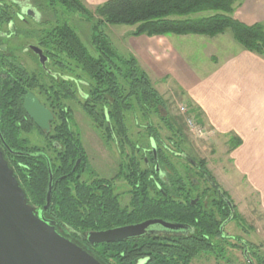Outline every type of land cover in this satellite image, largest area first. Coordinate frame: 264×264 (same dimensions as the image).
Masks as SVG:
<instances>
[{
	"label": "trees",
	"instance_id": "trees-1",
	"mask_svg": "<svg viewBox=\"0 0 264 264\" xmlns=\"http://www.w3.org/2000/svg\"><path fill=\"white\" fill-rule=\"evenodd\" d=\"M31 1L40 18L35 20L23 14V20L33 18L42 27L10 28V23L18 18L14 11L16 4L13 0H0V146L29 200L43 208L51 169L52 204L43 211L44 215L55 220L63 233L87 246L104 264H138L137 260L146 251L152 252L146 264H191L203 255L236 264L238 258L231 255L230 249L243 248L244 252L245 243L254 263L264 264V245L248 241L241 245L233 243L229 241L233 237L221 229L230 216V221L244 219L231 198L233 209L223 198L212 199L208 206L202 201L194 205L189 200L192 192L186 190L183 197L176 193L181 181H174L176 189H167V194L160 190L152 192L157 190L154 179L160 177L154 166L157 161L166 167L168 178H189L190 175L181 173L174 160L186 154L183 132L174 125L166 98L154 86L138 58L120 54L107 34L99 30L100 24L109 23L135 25L132 34L136 36L214 37L229 32L246 50L264 55V23L247 24L235 18L238 0H107L93 10L82 0ZM58 6L80 12L93 21L92 42L99 51L98 56L90 53L68 21L46 18L47 11L56 13ZM20 33L28 40L35 39L42 47L49 57L47 68L40 65L38 70L30 71L26 67L21 51L35 54L22 43L12 41ZM29 91L37 94L54 113L50 131L37 127L25 110L24 95ZM81 92L85 99L82 106L107 144L116 143L126 159L132 155L130 164L123 170L124 177L133 184L132 209L121 206L110 180L95 175L83 178L87 157L81 140L74 134L71 103L78 100ZM191 108L190 112H195L202 121L197 108ZM128 113H140L146 120V135L159 143L157 160L152 152L138 157L141 148H137L139 142L133 141L129 133ZM153 115L172 132L168 138L180 137L173 140L174 151L162 147V129L154 123ZM34 129L43 135V146L32 144L27 136ZM239 143L237 137H232L231 149ZM140 144L144 145L143 141ZM79 151L83 153V162L73 171ZM145 157L149 158V167L141 165L146 162ZM199 161L206 165L205 159ZM154 217L189 223L193 231L165 238L132 237L95 244L86 239L89 231ZM245 264H249L247 259Z\"/></svg>",
	"mask_w": 264,
	"mask_h": 264
},
{
	"label": "crops",
	"instance_id": "crops-1",
	"mask_svg": "<svg viewBox=\"0 0 264 264\" xmlns=\"http://www.w3.org/2000/svg\"><path fill=\"white\" fill-rule=\"evenodd\" d=\"M82 1L93 10L107 0ZM233 16L247 24L264 23V0H238ZM132 32L120 35H130L129 51L152 81L178 87L214 133L240 140L230 149L232 165L257 195L264 216V55L246 50L229 32L214 37ZM194 54L201 56L197 65L190 60Z\"/></svg>",
	"mask_w": 264,
	"mask_h": 264
},
{
	"label": "rangeland",
	"instance_id": "rangeland-1",
	"mask_svg": "<svg viewBox=\"0 0 264 264\" xmlns=\"http://www.w3.org/2000/svg\"><path fill=\"white\" fill-rule=\"evenodd\" d=\"M17 1H23L24 7H29V4H31L28 0ZM33 16V18L36 20L37 17L40 18V13H36ZM33 18H24L26 19L27 23L25 22L26 24H21V27H42L36 22H33ZM46 18L52 20L60 19L62 21H68L69 24L78 32L90 53L94 56L99 55L97 47L92 42L94 32L92 20H88L80 12L66 11L60 6L56 8V13L54 11L48 10ZM45 26L48 25L46 24ZM133 29H135V25L109 23H102L99 25V30L107 34L109 41L122 55L131 54L127 45L128 37L130 35L127 38H124L120 34L127 32L131 33ZM12 41L15 43H22L26 47L29 43H36L35 39H32L31 41L28 40V38H25L23 35L14 37ZM20 56L30 71H36L40 68L37 58L29 51H21ZM200 58L201 56L199 54L190 56V60L194 65L200 63L197 61V59L199 60ZM162 80L154 79L153 84L166 98L169 106V113L172 117V120L174 119L175 121L174 125L182 129V138H184V152L186 153V157H175L174 160L176 161V165L179 166L180 171L183 174L186 170H188L186 172H189L192 177L198 178L191 160L199 161L201 159H205L207 166L213 173L216 181L227 190L231 199L236 204L238 211L244 218L242 220L229 221L225 224V235L233 237L232 239H229V241L240 245L245 243V241L253 242L258 245H261L262 243L264 244V225L261 221V218L264 216H262V212L259 208L257 195L250 190V187L243 179H240V174L232 165L230 140L227 139V137L217 135V133H214L212 136H198L192 132L187 124V117H196L195 112H190L192 106L188 101L185 100L183 92H180L178 87L174 85L171 86ZM71 103H73V108L75 109L73 127L75 131L79 132L81 135L87 157L88 167L83 174V178L90 179V176L95 174V172H99V174L103 176H113L116 172L115 168L121 159L119 148L115 146V144H113L111 147H107L99 136L92 119L80 109L78 103L74 101ZM183 106L187 108L185 112L182 110ZM127 115V122L130 127L131 137L139 143H142L143 140H146L147 142L148 137L146 136L145 129L146 120L142 118L140 113H128ZM152 119L157 126L159 124L161 126L160 128L162 129L163 134L162 147H169L174 151L176 146L173 143V140H178L180 137L175 136V139L168 138L173 135L172 132L166 128V126L156 115H153ZM200 122L209 127L204 122ZM27 136L30 138L32 144L40 146L45 144L43 135L38 131V129H34L31 133L27 134ZM117 184L120 186V192H123L128 188L124 180H118ZM201 185L204 186L207 184L203 183ZM212 196L213 194L210 195V198ZM258 222H261L260 225ZM230 253L235 258H238L236 264H245L246 259L244 257L243 248H231ZM191 264L229 263L222 259L218 260L212 255H203L193 259Z\"/></svg>",
	"mask_w": 264,
	"mask_h": 264
},
{
	"label": "water",
	"instance_id": "water-1",
	"mask_svg": "<svg viewBox=\"0 0 264 264\" xmlns=\"http://www.w3.org/2000/svg\"><path fill=\"white\" fill-rule=\"evenodd\" d=\"M30 48L46 68L48 56L43 49L33 44ZM24 108L39 127L49 130L53 114L33 93L25 95ZM152 144L156 153L154 140ZM79 162L80 158L76 166ZM53 182L50 169L46 203L40 209L29 200L0 146V264H104L87 246L63 233L55 220L44 215L43 211L52 204ZM226 200L233 209L231 199L226 197ZM230 219L231 216L221 225L222 230ZM154 224L171 229L186 227L183 223L150 218L139 223L89 231L86 239L90 244L122 241L144 234ZM244 255L249 264H255L246 243Z\"/></svg>",
	"mask_w": 264,
	"mask_h": 264
},
{
	"label": "flooded vegetation",
	"instance_id": "flooded-vegetation-1",
	"mask_svg": "<svg viewBox=\"0 0 264 264\" xmlns=\"http://www.w3.org/2000/svg\"><path fill=\"white\" fill-rule=\"evenodd\" d=\"M28 1L31 4H29V7H24L23 1L13 0V2L16 4L14 6V11L16 12L18 18L14 22L10 23V25H9L10 28L11 27L12 28L13 27H15V28H17V27L21 28V24H23V23L26 22V21L23 20V17H22L23 14H29L30 16L34 17L33 15H35L36 13L37 14L39 13L37 11V8L34 7L32 1L31 0H28ZM18 35H22V34L20 33ZM18 35H15L14 37H17ZM31 44L32 43H29L27 45V48L26 49L27 50L29 49V50L33 51L30 48V45ZM33 45L39 46L37 43H33ZM33 53L35 54V57L37 58L39 65H41L43 68H45L42 65V63L40 62L39 56L34 51H33ZM48 60H49V57H48ZM48 60H47V62H48ZM47 62H46V65H47ZM46 68H47V66H46ZM29 92H31V91H29ZM31 93H33V92H31ZM33 94L40 100V102L44 106H46L42 102V99L37 94H35V93H33ZM25 95H24V97H25ZM84 100L85 99L83 97V93L81 92L78 100H76L74 102L78 103L80 109L86 114V111H85V109L82 106V103L84 102ZM23 104H24V102H23ZM47 108L52 112V110L49 107H47ZM52 114H53V118L50 120V128L47 131H50L52 129L51 122H52V120L55 117L53 112H52ZM74 115H75V109L73 108V120H72V123L73 124H72V127L74 125ZM107 121H108V124H109V119L108 118H107ZM36 126L39 127L37 124H36ZM39 128H41V127H39ZM41 129H43V128H41ZM44 130H46V129H44ZM73 130H74V134H76L79 137V139L81 140L82 146L84 148V144H83V141H82V138H81L80 133L79 132H76L75 129H74V127H73ZM96 130H97L99 136L104 141V143L106 144L107 147H111L113 144H115V146H117L119 148V146L116 143H114L113 141L111 142V146H109L107 144V142L105 141V139H104L103 135L101 134V132L98 129H96ZM129 133H130V131H129ZM152 140H154V142H155V146H156V150H157L156 153L154 152ZM133 141H135V140L133 139ZM143 143H144V145L143 144L141 145L140 143L137 144V148H141L140 151H139L138 157L141 155V153H151L152 152L153 155H154V157L157 160L158 159V152H159V147H158L159 146L158 145L159 143L156 142V140L153 137H148L147 142H146V140H143ZM161 145H162V143H161ZM165 148L171 149L169 147H165ZM119 150H120V148H119ZM131 150L132 149H131V146H130L129 149H128V151L131 152ZM136 150H139V149H136ZM84 151H85V148H84ZM85 154H86V151H85ZM131 157H132V155L129 158H131ZM183 157H185V156H183ZM79 158H80V162L76 166V163H77V161H78ZM129 158L127 157V159H126V157L121 154L120 162L118 163V165L115 168V171L116 172L111 177L100 175L99 172H97V173L95 172V174L91 175L90 177H92V176L95 175V176H98L101 179L110 180L111 184L113 185L114 192L118 196V199H119V202H120L121 206L127 207L129 209H132V208H134V206H132V204H131L132 203V200L131 199H132L133 184L130 181V179L125 178L124 177V174H123V170L124 169H127V165L130 164ZM123 161H125L127 163L123 164L122 163ZM145 161H146L145 163H142L141 162V165L142 166L149 167L151 165V163L149 161V158L148 157H145ZM82 162H83V153L81 151H79V155L77 156L75 165L73 167V171H75L77 169V167ZM191 163L193 165V168H195V173H196V175H197L198 178L192 177L189 172H186L188 170H186L184 174L190 175L189 178H186V179H171V178H168L166 176V171H167L166 167H163L160 164L159 161L155 162L154 163L155 170H156V172H158V174H159L160 177H159V179H154L155 188H157V190L153 189L152 192L154 193V192L160 190L163 194H167V189H169V190L176 189L175 185L173 184L174 181H181V184L179 185V188L177 189V192L176 193H179L183 197L185 194H187L186 193L187 192L186 190H188V192L189 191L192 192L193 195L192 196H189V200L191 201L192 204L195 205V204L199 203L200 201H202V203H203L204 206H208V204L211 202L212 199H214V198H223V200L230 207L229 203L226 200V197L231 198L230 195L228 194L227 190L224 189L216 181L215 177L213 176V173L208 168L207 163H206L205 166H203L200 161L191 160ZM87 167L88 166H87V163H86V168ZM118 180H124L126 182L128 188L125 191H123V192H120L119 191L120 186L117 184ZM187 182H190L191 186H189L190 184H187ZM203 183L204 184H207V185L202 186L201 184H203ZM212 194H213V196L210 198V195H212ZM123 199H125V200H123ZM223 209L225 210V207ZM154 218H160V217H154ZM148 219H150V218H148ZM162 219H164V218H162ZM144 220H147V219H143V220L138 221V222H135V223H139V222H142ZM170 221L183 223V224L186 225V227L178 228V229H171V228L164 227L161 224H154V225L149 226L144 234L139 235V236H136V238H138V237H158V238H163L164 237L165 238V237H171L173 235H177V236L178 235H182V234H185L186 235L189 232L193 231L192 230V227L189 225V223H184L182 221H175V220H170ZM129 224H134V223H129ZM124 225H127V224H124ZM224 229H225V225H224L223 230ZM122 241H124V240H122ZM151 253L152 252H150V251H146L137 260V263L138 264H146L148 262V260L150 259Z\"/></svg>",
	"mask_w": 264,
	"mask_h": 264
},
{
	"label": "built area",
	"instance_id": "built-area-1",
	"mask_svg": "<svg viewBox=\"0 0 264 264\" xmlns=\"http://www.w3.org/2000/svg\"><path fill=\"white\" fill-rule=\"evenodd\" d=\"M182 110L185 112L187 108L183 106ZM187 124L191 131L198 136H212L214 134V131L211 128L201 123L195 116L187 117Z\"/></svg>",
	"mask_w": 264,
	"mask_h": 264
}]
</instances>
